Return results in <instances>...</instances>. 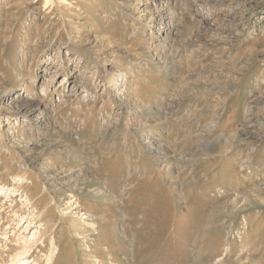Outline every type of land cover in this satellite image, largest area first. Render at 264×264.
I'll list each match as a JSON object with an SVG mask.
<instances>
[{
	"label": "rangeland",
	"instance_id": "obj_1",
	"mask_svg": "<svg viewBox=\"0 0 264 264\" xmlns=\"http://www.w3.org/2000/svg\"><path fill=\"white\" fill-rule=\"evenodd\" d=\"M50 1L0 0V264H264V0Z\"/></svg>",
	"mask_w": 264,
	"mask_h": 264
},
{
	"label": "bare ground",
	"instance_id": "obj_2",
	"mask_svg": "<svg viewBox=\"0 0 264 264\" xmlns=\"http://www.w3.org/2000/svg\"><path fill=\"white\" fill-rule=\"evenodd\" d=\"M38 2V1H37ZM51 1L50 0H46V3L47 4H49ZM36 3V2H35ZM170 16V15H169ZM172 16V15H171ZM163 15H158V19H156V21H158V22H162L163 21ZM155 27V26H154ZM158 27V26H157ZM29 105V104H28ZM35 109H37L36 107H35ZM32 111V110H31ZM34 111H36V110H34ZM28 113H29V111H28ZM18 184V186L15 188V189H11V190H9V191H5V190H3V188H1L0 187V201H4L5 202V204H4V207L7 205V203H9L10 201H13V199L15 200L19 195H20V189H19V187L21 188V185H20V183H17ZM22 202V201H21ZM23 203V202H22ZM4 209V208H3ZM21 211H23V210H19V213L21 212ZM1 213V212H0ZM24 213V212H23ZM3 215L4 214H2V216L0 215V231H3V230H6L5 229V226L6 225H9V226H6V228L7 227H10L11 228V224L10 223H7V222H9V221H6V220H8V218L5 220L4 218L5 217H3ZM12 223H14L15 225H20L21 224V222L23 221V219L21 218V216L20 215H17V218H15V216H14V218L12 219V220H10ZM32 225V219H31V221H30V226ZM9 228V229H10ZM14 228V227H13ZM16 229V228H15ZM16 233V232H15ZM5 235V234H4ZM7 236V235H6ZM6 238V237H5ZM4 239V238H3ZM10 240V239H9ZM15 240V239H14ZM13 240V241H14ZM12 241V240H11ZM10 241V242H11ZM52 241H53V239H52ZM4 242V241H3ZM9 242V243H10ZM36 242L37 241H27L26 239L25 240H23V239H21L20 237H18L17 239H16V244L15 245H10L9 246V248H8V250L7 251H3L2 249V253L3 254H7V255H11V253L13 252V251H15L16 249H19V247H22V246H30V245H36ZM54 242H55V240L53 241V247H52V249H51V253H50V256H49V258H48V260H47V263L46 264H54L55 262H54V259H55V257H56V255L58 254L57 253V251H58V249H59V246L57 245V244H54ZM12 243V242H11ZM5 244H7V243H5ZM30 244V245H29ZM1 245V244H0ZM5 247V246H4ZM27 248H29V247H27ZM31 248V247H30ZM4 249V248H3ZM26 249V248H25ZM24 249V250H25ZM24 250H22V251H24ZM60 250V249H59ZM21 251V252H22ZM28 251V250H27ZM26 250H25V254H26V252H27ZM17 252V251H16ZM20 252V253H21ZM29 252V251H28ZM15 253V252H14ZM17 253H19V252H17ZM19 253V254H20ZM23 253V254H24ZM21 255H22V253H21ZM17 256H19V255H17ZM29 256V255H28ZM0 257H2V261H4L5 260V258L3 257V255H0ZM23 257V256H22ZM13 258H14V256H13ZM15 258H17V257H15ZM19 258H20V256H19ZM18 259V258H17ZM22 259V258H21ZM13 261V260H12ZM17 261V260H16ZM20 262V261H19ZM26 263V262H25ZM24 263V264H25ZM7 264V263H6Z\"/></svg>",
	"mask_w": 264,
	"mask_h": 264
}]
</instances>
